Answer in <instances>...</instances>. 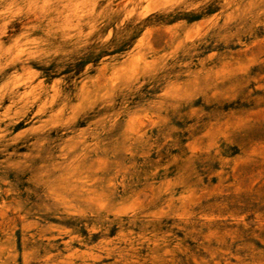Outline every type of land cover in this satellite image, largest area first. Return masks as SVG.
<instances>
[{"label":"rangeland","instance_id":"rangeland-1","mask_svg":"<svg viewBox=\"0 0 264 264\" xmlns=\"http://www.w3.org/2000/svg\"><path fill=\"white\" fill-rule=\"evenodd\" d=\"M0 264H264V0H0Z\"/></svg>","mask_w":264,"mask_h":264}]
</instances>
